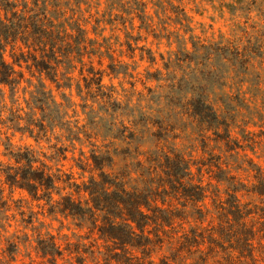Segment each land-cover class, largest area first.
Masks as SVG:
<instances>
[{
  "label": "clouds",
  "instance_id": "9594fccd",
  "mask_svg": "<svg viewBox=\"0 0 264 264\" xmlns=\"http://www.w3.org/2000/svg\"><path fill=\"white\" fill-rule=\"evenodd\" d=\"M0 264H264V0H0Z\"/></svg>",
  "mask_w": 264,
  "mask_h": 264
},
{
  "label": "trees",
  "instance_id": "16d2710c",
  "mask_svg": "<svg viewBox=\"0 0 264 264\" xmlns=\"http://www.w3.org/2000/svg\"><path fill=\"white\" fill-rule=\"evenodd\" d=\"M180 169H179V167L177 166V168H176V171L178 172Z\"/></svg>",
  "mask_w": 264,
  "mask_h": 264
}]
</instances>
